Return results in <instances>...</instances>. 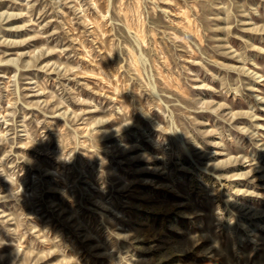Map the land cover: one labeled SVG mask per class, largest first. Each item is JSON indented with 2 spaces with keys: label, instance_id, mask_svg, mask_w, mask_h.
Returning a JSON list of instances; mask_svg holds the SVG:
<instances>
[{
  "label": "rangeland",
  "instance_id": "obj_1",
  "mask_svg": "<svg viewBox=\"0 0 264 264\" xmlns=\"http://www.w3.org/2000/svg\"><path fill=\"white\" fill-rule=\"evenodd\" d=\"M0 264H264V0H0Z\"/></svg>",
  "mask_w": 264,
  "mask_h": 264
}]
</instances>
